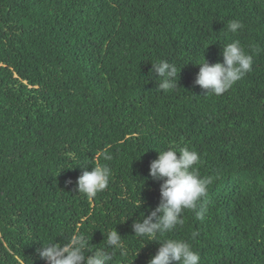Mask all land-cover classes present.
<instances>
[{
	"label": "trees",
	"instance_id": "trees-1",
	"mask_svg": "<svg viewBox=\"0 0 264 264\" xmlns=\"http://www.w3.org/2000/svg\"><path fill=\"white\" fill-rule=\"evenodd\" d=\"M233 40L252 70L206 94L195 64ZM162 59L177 88L159 89ZM170 147L197 151L211 183L205 218L185 210L165 238L199 264H264V0H0V264H46L37 249L77 230L102 247L113 228L127 255L111 264H147L162 239L131 225L158 205L149 164ZM97 164L113 175L89 199L76 180Z\"/></svg>",
	"mask_w": 264,
	"mask_h": 264
},
{
	"label": "clouds",
	"instance_id": "clouds-1",
	"mask_svg": "<svg viewBox=\"0 0 264 264\" xmlns=\"http://www.w3.org/2000/svg\"><path fill=\"white\" fill-rule=\"evenodd\" d=\"M242 28L243 24L235 19L227 26V30L232 33ZM256 51L259 52L260 49L257 48ZM221 55L222 63L209 64L203 56L202 62L195 64L199 66V71L193 83L205 90L206 94L222 95L252 70L253 56L245 52L239 40L227 43L222 48ZM151 70L161 78L159 89L168 91L177 88L175 64L162 59L151 64ZM157 153V158L149 164L148 175L153 181H161L159 203L154 209H148L147 215L142 213L141 219L133 221L131 227L134 236L147 237L150 241H157L158 237L162 239L147 264H199L200 254L193 250L189 242L165 237L177 226L185 224V210H191L198 220L205 218L208 209L202 201L208 196L211 180L202 177L195 167L200 161L197 151L187 147H170ZM101 155L105 160H112V155L107 150L102 151ZM81 169L76 180L79 193L92 199L108 188L113 175L109 166L97 164L91 171L86 170V166ZM142 203L138 199L136 207L139 208ZM116 250H120L122 256L127 255L122 237L113 228L107 234L106 245L102 247H93L88 237L77 230L67 242L61 244L52 240L42 244L37 253L46 264H111Z\"/></svg>",
	"mask_w": 264,
	"mask_h": 264
}]
</instances>
